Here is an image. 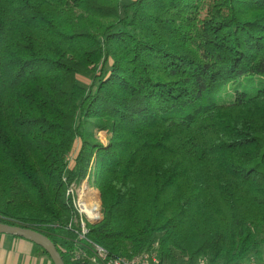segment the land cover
<instances>
[{"label": "trees", "instance_id": "16d2710c", "mask_svg": "<svg viewBox=\"0 0 264 264\" xmlns=\"http://www.w3.org/2000/svg\"><path fill=\"white\" fill-rule=\"evenodd\" d=\"M250 74L264 0H0V222L90 264L65 227L94 161L108 259L264 264V87L216 102Z\"/></svg>", "mask_w": 264, "mask_h": 264}, {"label": "built area", "instance_id": "2783aa9c", "mask_svg": "<svg viewBox=\"0 0 264 264\" xmlns=\"http://www.w3.org/2000/svg\"><path fill=\"white\" fill-rule=\"evenodd\" d=\"M95 163L91 162L89 171L85 179L80 185L72 184L67 190V195L71 197L72 204L77 212V218L72 220L65 227L75 239L79 247L74 251V259L81 260L86 258V253L82 246L89 244L95 256L91 261L98 260L106 262V264H151L158 263V254L156 249H152L142 255L133 258L117 257L108 259V252L103 247L93 243L88 238L89 225L96 224L102 220V206L99 190L94 182Z\"/></svg>", "mask_w": 264, "mask_h": 264}, {"label": "crops", "instance_id": "0c3cea01", "mask_svg": "<svg viewBox=\"0 0 264 264\" xmlns=\"http://www.w3.org/2000/svg\"><path fill=\"white\" fill-rule=\"evenodd\" d=\"M35 245L23 237L2 235L0 237V264H53L48 257L38 252ZM90 264L99 263L92 261Z\"/></svg>", "mask_w": 264, "mask_h": 264}, {"label": "rangeland", "instance_id": "374dc122", "mask_svg": "<svg viewBox=\"0 0 264 264\" xmlns=\"http://www.w3.org/2000/svg\"><path fill=\"white\" fill-rule=\"evenodd\" d=\"M83 82L86 84H89V79L82 78ZM264 87V77L259 75H246L242 78H240L238 81L226 85L223 87L216 97V102L218 103H231L235 100L236 96L240 92H246L249 95H253L256 93L258 89H261ZM110 127L108 129H99L96 131L97 138L107 144L109 138H110ZM79 146V142L76 144V149ZM76 151V150H75ZM74 155V153H73ZM103 218V216H102ZM257 230L258 236L261 235L260 231L257 228H254ZM8 235V234H6ZM11 237V236H8ZM159 259V256H158ZM157 264V263H156Z\"/></svg>", "mask_w": 264, "mask_h": 264}, {"label": "water", "instance_id": "95a60500", "mask_svg": "<svg viewBox=\"0 0 264 264\" xmlns=\"http://www.w3.org/2000/svg\"><path fill=\"white\" fill-rule=\"evenodd\" d=\"M0 234L17 235L30 240L47 251L53 264H64L55 243L44 234L21 226L9 225L0 222Z\"/></svg>", "mask_w": 264, "mask_h": 264}]
</instances>
